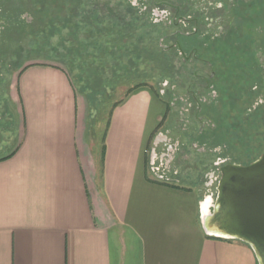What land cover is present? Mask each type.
Wrapping results in <instances>:
<instances>
[{"label": "crops", "instance_id": "crops-1", "mask_svg": "<svg viewBox=\"0 0 264 264\" xmlns=\"http://www.w3.org/2000/svg\"><path fill=\"white\" fill-rule=\"evenodd\" d=\"M11 93V109L0 101V264H259L249 244L205 233L206 198L174 151L156 166L168 106L154 88L117 101L99 150L68 69L24 65Z\"/></svg>", "mask_w": 264, "mask_h": 264}, {"label": "rangeland", "instance_id": "rangeland-1", "mask_svg": "<svg viewBox=\"0 0 264 264\" xmlns=\"http://www.w3.org/2000/svg\"><path fill=\"white\" fill-rule=\"evenodd\" d=\"M183 1L188 2L174 3ZM211 1L207 6L212 5L214 10L208 12L216 19L213 23L207 21L210 25H201L203 33L223 35L231 25L239 27V40L230 39L227 46L226 42L212 48L205 46L211 49L203 51L212 57L218 72L216 92L199 86L203 83L200 76L211 73L209 66L195 60L192 54L190 60H185L173 46L174 37L160 39L175 29L165 23L154 24L149 12L130 10L129 0H0V101L5 109H11V92L21 66L34 62L62 66L92 100L89 131L94 132L99 150V130L105 128L113 104L123 99L132 86L147 83L168 106L158 130L168 140L156 146V166L162 165L163 171L166 156L161 154L173 151L170 144L174 147L181 139L186 146L177 151L174 164L182 175L191 178L192 184L198 185L202 200H215L223 165L249 164L264 153V0H243L246 4L238 7L234 0ZM219 1L227 8H219ZM200 2L204 0H189V5ZM119 10L127 16L126 21L120 20ZM8 18L21 20L8 27ZM89 25L95 27L91 34L87 32ZM110 28L121 32L111 30L108 36ZM230 43L232 49L227 51ZM168 45L172 51L167 62L157 50ZM171 64L175 68L167 73L165 66ZM191 84V90L200 89V99H208L204 103L213 100L204 107L214 125L204 122L203 137H197L200 123L196 120L188 124L194 133L184 134L182 129L186 123L182 119L197 111V102L188 101L192 97L187 90ZM195 138L201 142L192 146ZM204 142L205 153L200 148Z\"/></svg>", "mask_w": 264, "mask_h": 264}, {"label": "water", "instance_id": "water-1", "mask_svg": "<svg viewBox=\"0 0 264 264\" xmlns=\"http://www.w3.org/2000/svg\"><path fill=\"white\" fill-rule=\"evenodd\" d=\"M220 172L202 227L207 235L249 244L264 264V153L246 165L228 162Z\"/></svg>", "mask_w": 264, "mask_h": 264}, {"label": "flooded vegetation", "instance_id": "flooded-vegetation-1", "mask_svg": "<svg viewBox=\"0 0 264 264\" xmlns=\"http://www.w3.org/2000/svg\"><path fill=\"white\" fill-rule=\"evenodd\" d=\"M204 0V2H200L199 4L194 5L193 7H191L189 5V0L186 3L185 1L183 2H179V3H174L175 0H129V4L132 5L133 7H136L139 9L140 14H145L147 12H149L150 14L153 15L154 19L153 22L156 25L165 23L166 25L172 26L175 30L173 31V33H169V34H164L160 37V39L162 41H164L165 39L168 38H172L174 37L175 43L173 44L174 48L177 49L178 53L180 55L183 56V58L189 59L192 54V56H194V59L197 61H201L202 63H204L205 65L209 66V68H211V73L208 76H200L201 77V82L199 86L203 87V89H212V91H215V78L217 76V71H216V67H215V63L212 60V57L207 56L205 53H203L204 50L201 49L200 45L198 44V42L196 41H192L190 43L186 44V40L184 39L185 37H191L192 35H195L197 32L201 33V36L199 37V39L201 40V38L205 35H213V38H222V40L225 39L226 35L229 34L232 30L234 31H238V26H234L231 25L229 27V29L225 32V34H211V33H203L202 29H201V25L205 24V26L207 24L210 25V22H214V15H210L208 10H214L212 9V5H210V7L207 6V2L208 4L212 3L211 0ZM243 0H234V6L238 7V6H242V4H246L243 2H240ZM217 3V2H216ZM220 3V7L219 8H227V5L223 2V1H219ZM214 5V3H213ZM161 17V18H158ZM32 19V18H31ZM123 21L127 20V16L124 14V16L121 18ZM210 21V22H207ZM4 23V21H3ZM238 34V33H236ZM235 34V37L238 35ZM181 36H183L184 38L182 39ZM181 42H183L184 44L181 45ZM183 47L185 49H183ZM163 48L167 51H172V47L168 45V47L163 46ZM253 54L250 55L251 58H253L254 52H252ZM264 68V67H263ZM253 69L250 71V73H252ZM253 75V74H252ZM199 77V78H200ZM253 82V79H251V83ZM205 83V84H204ZM193 84H191L188 87V93H191V98L188 101H196L198 105H196V110L194 114H188L187 117H185L186 119H182L184 121H186L183 129V133H191L194 131L191 129V126L188 125L191 122V119L196 120L197 122L200 123V127L197 133H199V135L197 137H203L204 132H206V128L204 125L205 123H211L210 126L214 125L212 124L214 119L212 116L209 115L208 112H206V109L204 106H208L210 105L213 100L209 99V103H204L203 101H207V98L204 99H200L197 95V93L200 92V89L196 91L191 90V86ZM174 87V86H173ZM177 98L176 96L173 97V101H175ZM216 101H220L221 99H215ZM190 105L192 106V102L190 103ZM186 110L189 112L190 109L186 108ZM205 110V113H203V111ZM200 112V113H199ZM196 132V131H195ZM201 142L200 138H195V141H193L192 146L196 145V143ZM176 145L170 144L171 145V149H175L173 150L175 155L173 157V161L176 159V154L177 151L181 150V148H184L186 146V144L184 142L181 141V139H178L176 141ZM201 144V143H200ZM202 146H200L201 149H203L204 153L206 152V147L203 145H206L205 142L203 144H201ZM169 146V145H168ZM203 147V148H202ZM219 147H221L219 145ZM172 150L169 149V153L173 152ZM164 154V153H162ZM167 159H169L170 161V156L167 157ZM172 161V163H174ZM233 163H242V162H233ZM167 165V164H165ZM218 165V164H216ZM246 165V164H244ZM220 167V166H219ZM218 167V168H219Z\"/></svg>", "mask_w": 264, "mask_h": 264}, {"label": "trees", "instance_id": "trees-1", "mask_svg": "<svg viewBox=\"0 0 264 264\" xmlns=\"http://www.w3.org/2000/svg\"><path fill=\"white\" fill-rule=\"evenodd\" d=\"M240 2H243V1H240ZM129 9L130 10H136L138 13H139V9L138 8H136V7H133L132 5H130L129 4ZM2 10H4V9H2ZM4 12H5V10H4ZM6 12H8V11H6ZM5 12V13H6ZM119 13H118V16L120 17V20H122L121 18L124 16V14L119 10L118 11ZM8 14V13H7ZM34 19H35V17H33ZM8 24H6V26H8V27H10V26H12L11 25V23L14 25L15 24V22H19L21 19H17V18H8ZM17 20V21H16ZM123 21V20H122ZM17 22V23H18ZM5 26V27H6ZM90 26V25H89ZM91 28H92V30H94L95 29V27H92V26H90L89 27V29H88V33L89 34H91ZM100 28V26L99 27H97V29H99ZM96 29V30H97ZM108 30V29H107ZM111 30H113V32H121V29H116V28H113V29H109V31H108V36H110L111 35V33H110V31ZM237 33V31H231L229 34H227L226 35V37H225V39L224 40H222V38H219V37H217V38H213V35H210V34H208V35H205V36H203L202 38H201V40L199 39V37L201 36V33L199 32H197L195 35H192L191 37H183V36H181V38L183 39H185L186 40V44L187 43H189V42H192V41H197L198 42V44L200 45V47H201V49L202 50H205V52L206 53H208L209 52V50L214 46V45H216V44H221V43H224V42H226V45L224 44V46H227V42L230 40V39H233V38H235V40H239V38L236 36L235 37V34ZM162 35V34H161ZM237 35V34H236ZM107 36V37H108ZM102 38H104V37H102ZM228 39V40H227ZM231 41V40H230ZM232 43V42H231ZM231 43L228 45V49H227V51H231V49H232V45H231ZM184 43L183 42H181V45H183ZM205 46H210L211 48L210 49H207V48H205ZM160 47V46H159ZM161 49L160 50H157L158 51V53H161L163 56H164V58L167 60V62H168V56H169V51H167V50H165L162 46L160 47ZM183 49H185L184 47H183ZM174 65V64H173ZM172 64H171V66H169L168 67V65L167 66H165L166 67V72L168 73V72H170V70L171 69H173L174 70V68H175V65L173 66ZM174 67V68H173ZM20 68H22V66L20 67ZM73 78V77H72ZM73 80H74V78H73ZM74 82H75V80H74ZM76 83V82H75ZM77 84V83H76ZM78 85V84H77ZM140 86H149L147 83H144V82H140V83H138V84H136V85H134V86H132L130 89H129V91H128V93L129 92H131L132 90H134L135 88H138V87H140ZM79 87V86H78ZM80 89H81V87H79ZM82 91H84L83 89H81ZM85 92V91H84ZM86 93V92H85ZM157 94H158V92H156ZM87 94V93H86ZM88 95V94H87ZM88 97H89V99H90V102H91V106H92V100H91V98H90V96L88 95ZM118 104V102H115L114 104H113V107H112V109H111V111H110V113H112V110H113V108L116 106Z\"/></svg>", "mask_w": 264, "mask_h": 264}, {"label": "bare ground", "instance_id": "bare-ground-1", "mask_svg": "<svg viewBox=\"0 0 264 264\" xmlns=\"http://www.w3.org/2000/svg\"><path fill=\"white\" fill-rule=\"evenodd\" d=\"M211 203V198L208 197L203 203H202V211L204 213V215L209 213V206Z\"/></svg>", "mask_w": 264, "mask_h": 264}]
</instances>
